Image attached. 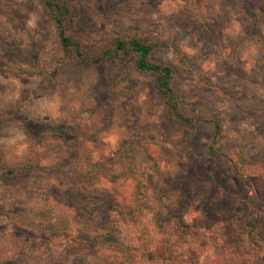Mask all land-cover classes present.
<instances>
[{"label":"rangeland","instance_id":"rangeland-1","mask_svg":"<svg viewBox=\"0 0 264 264\" xmlns=\"http://www.w3.org/2000/svg\"><path fill=\"white\" fill-rule=\"evenodd\" d=\"M71 1L70 30L90 40L137 36L168 44L154 59L178 70L186 111L220 122L225 154L241 151L248 162L264 164V56L249 38L243 0ZM178 51L197 59L201 76L178 69ZM211 139L209 127L166 121L153 77L132 63L114 81L109 62L81 65L63 56L42 0H0V160L50 171L42 185L60 194L43 212L30 174L9 179L8 187L0 181V248L7 257L57 264L70 244L85 250L67 264H122L125 257L127 264H159L161 240L179 236L171 211L190 168L186 220L209 245L200 264H215L241 221L237 205L257 196L247 175L211 159ZM138 185L143 195L136 202ZM217 193L221 201L205 220L206 202ZM244 206L250 221L264 222L263 201ZM166 256L189 260L185 248Z\"/></svg>","mask_w":264,"mask_h":264},{"label":"trees","instance_id":"trees-1","mask_svg":"<svg viewBox=\"0 0 264 264\" xmlns=\"http://www.w3.org/2000/svg\"><path fill=\"white\" fill-rule=\"evenodd\" d=\"M42 1L53 24L63 56L73 55L81 65L96 66L103 62H109L114 81L124 73L126 65L132 63L139 74L153 77V88L159 95V101L164 109L166 121L189 129L209 127L212 130V139L208 147L211 159L215 163H226L234 175H247V180L255 186L257 196L255 199L245 201L244 204L241 203L240 205L239 203L237 205V211L241 209V221L234 225L227 247L223 248L222 255H218V260L215 264H254L257 260L261 261L263 259L261 253L264 247V222L257 224L250 221L248 219V211H246L248 208L244 205L248 203V207L253 206L256 208L262 201L264 202V164L248 162L247 155L241 151H238L236 155L225 154L222 147L224 133L220 122L214 118L204 115H192L186 111L184 103L186 92L178 85L180 77L178 70L174 66L154 59L155 54L169 50L170 46L158 40L145 42L137 36L90 40L85 34L70 30V24L76 13L71 0ZM243 1L245 17L251 26L249 38L259 45L264 56V33L260 18V15H264V0ZM175 59L176 65L181 71L189 75L201 76V69L197 64L196 58H188L184 53L178 51ZM28 126L34 132L39 131L38 127L31 123ZM241 165L246 166L247 170L241 171ZM23 174L31 175L34 193L45 203L40 209L43 212L49 211L50 207L46 204L49 201L55 203L56 198L60 196V194L54 196L47 192L42 185V179L50 174V171L30 166L12 167L0 160V181L4 186L8 187L9 179ZM192 174L193 172L189 168L180 180L178 190H180L181 197L171 211L179 236L170 241L161 240L155 252V257H157L159 264H200L201 258L206 254L209 246L208 244H202V240L196 239L193 226L186 220V214L192 204V191L187 179ZM252 176H258L260 180H252ZM134 194L137 196L134 200L138 202L143 195L141 185L135 188ZM220 201L221 193H217L210 201L206 202L204 209L205 220L209 216L210 205ZM79 214L81 213L79 212ZM83 222L89 225L87 218ZM159 246L161 247L159 248ZM176 248H185L187 253H189V262L186 259H167V252ZM51 250V247L47 246L45 251L51 253ZM84 250L68 244L56 263L67 264L72 255ZM127 258L125 257L121 263L127 264ZM20 259V257H7L3 249L0 248V264H22ZM52 260L55 262L54 257ZM140 260H137V262Z\"/></svg>","mask_w":264,"mask_h":264}]
</instances>
